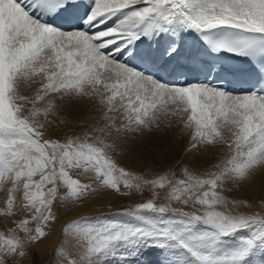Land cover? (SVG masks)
<instances>
[{
  "label": "snow or ice",
  "instance_id": "6c2138e0",
  "mask_svg": "<svg viewBox=\"0 0 264 264\" xmlns=\"http://www.w3.org/2000/svg\"><path fill=\"white\" fill-rule=\"evenodd\" d=\"M260 172L264 0H0V264L100 193L129 203L61 224L55 264H264V201L231 195Z\"/></svg>",
  "mask_w": 264,
  "mask_h": 264
},
{
  "label": "rangeland",
  "instance_id": "374dc122",
  "mask_svg": "<svg viewBox=\"0 0 264 264\" xmlns=\"http://www.w3.org/2000/svg\"><path fill=\"white\" fill-rule=\"evenodd\" d=\"M169 144L173 146L175 145V140L173 137H169L168 141L162 144H155L154 142L150 140H146L145 143L142 145L138 142L136 153L138 154L137 151H140V153L143 152L144 155H146L145 152H147L148 155L150 153L149 156L146 155L148 159H150L148 163L147 161H144V160L142 161V159L144 158H141L138 155L140 157L139 158L134 154H125L123 156L117 157V159L121 165L127 168L140 171V170H143L147 166H153L154 161H155V165L157 164L160 165L161 163H158V162H161L160 157L154 156V154L152 155V153H156L157 155V153L160 152V155L159 154L158 155L159 156L163 155L165 151L168 149ZM175 154H177L176 151H168L167 159L163 161V165L164 163L167 164L170 160H173ZM2 196H3V193H0V197ZM110 202L113 205H119V204L126 205L127 203H129V201L120 200L119 198L115 197L111 193H100V194H97L92 200L88 201L82 207L74 208L72 206H68L62 209L60 213V220L56 224L55 228L52 230L51 235L47 239H44L40 243L33 246L30 249L29 255L26 258H24L23 261H21V264H55V256L52 252V249L55 243L57 242V240L60 238V225L63 224L65 221L71 218H75L79 215L106 212L108 211V205ZM258 202L259 201H257V203ZM254 204L255 203H253V206H255ZM244 210H247V209H244ZM5 224L10 225V222L6 221L3 217H0V227H3V225Z\"/></svg>",
  "mask_w": 264,
  "mask_h": 264
},
{
  "label": "bare ground",
  "instance_id": "6f19581e",
  "mask_svg": "<svg viewBox=\"0 0 264 264\" xmlns=\"http://www.w3.org/2000/svg\"><path fill=\"white\" fill-rule=\"evenodd\" d=\"M137 152H138V154L136 153L134 155H136L137 157H139V156L143 157L144 159H142V161L143 160L147 161V163L150 161V159H148V157L146 156V155H148L147 152L144 151L146 153V155H144V153L142 151H141L142 153H140V151H137ZM176 153L177 154H175L174 159H176L179 156V153L178 152H176ZM153 154H154V156L161 157V156H159L160 152L157 153V155H156V153H152V155ZM149 155H150V153H149ZM216 158H217L216 153L210 154L203 166L206 167V166L210 165L211 163L215 162ZM158 163H161V162H158ZM164 165H167V164L164 163ZM231 195L235 198L246 199L249 202H251L252 204L255 203L254 204L255 206H253V207L258 208L260 205L258 203H261L262 201H264L263 200L264 199V172L258 173L255 176V178L251 184L244 185L243 188L239 189L238 191H234L233 193H231ZM257 201H259V202L257 203ZM242 210H244V209H242Z\"/></svg>",
  "mask_w": 264,
  "mask_h": 264
}]
</instances>
